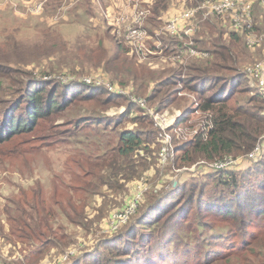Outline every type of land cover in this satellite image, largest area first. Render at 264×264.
Wrapping results in <instances>:
<instances>
[{
  "label": "trees",
  "instance_id": "obj_1",
  "mask_svg": "<svg viewBox=\"0 0 264 264\" xmlns=\"http://www.w3.org/2000/svg\"><path fill=\"white\" fill-rule=\"evenodd\" d=\"M176 1L151 0L149 12L160 20L173 17L177 10L174 6L179 5ZM203 1L186 2L188 7H196ZM259 3L257 12L254 8L257 31L260 28L258 23L263 21L260 13H264L261 0ZM199 25L202 38L195 42V47L207 50L208 57L180 65L169 75L157 78V86L147 97V101L158 103L156 108L159 111L174 105L182 108V122H187L185 127H194L188 125V120L195 111L200 113V122L208 118L212 123L206 135L204 126H201L188 141L175 139L177 167L191 165L199 159L211 162L225 156H245L264 133V101L243 69L245 57L259 52L264 54V49L258 47L253 51L248 48L245 35L228 28L219 16L208 15L201 19L197 28ZM167 33L170 36L164 42L171 43L169 47H172V50L167 47V53L184 46V39ZM107 42L110 46L108 56L101 65L107 66L121 85L124 76L141 80L135 69L118 70L124 66L116 63L122 50L120 45L124 43L116 36ZM7 55L6 49L0 45V58ZM41 56L47 58L43 60V70L39 74L35 69L0 62V145L18 141L14 150L19 151L24 134L37 131L39 125L46 123L52 129L48 132L56 131L61 138L60 143L78 146L75 148L83 143L97 146L99 153L87 157L96 160L95 166L100 170L85 188L91 190L93 187L95 194L110 192L105 199L101 197L99 206L93 205L98 208L93 218L86 212L74 221V224L88 228L105 216L104 207L111 193L122 192L125 198L130 184L155 167L154 153L157 150L158 155L160 144L157 129L141 104L118 91H109L104 86L90 85L83 80L63 83L46 79V74L56 71L52 69L62 70L71 65L69 67L75 71L79 63L77 58L73 60L51 53ZM177 82L182 87V94L185 92L196 97L197 107L181 105L185 98L179 95ZM134 91L146 95L147 86L135 83ZM123 105L125 110L122 113H109L113 107ZM128 121L134 126H127ZM151 144L155 147L151 148ZM249 166L247 169L234 166L210 170L206 174H192L194 176L189 175L170 189L156 185L144 192L145 199L137 214L130 215L126 223L109 231L113 234L101 237L89 251L68 264H166L168 261L186 264L198 257L202 264H263L264 147ZM72 177L75 181L80 176ZM67 200L68 207L76 210V205L69 198ZM14 201L18 204L17 200ZM34 202L33 199L29 203V211L22 210L24 214H30L35 226L32 231L30 225L24 224L29 235L38 240L45 237L34 247L41 248V253L48 252L45 246L64 250L72 243L69 241L63 248L58 246L59 236L67 233L64 221H73L68 216L67 206L60 202L57 209H38ZM4 238L10 239V234ZM252 246L255 253L249 258L239 254Z\"/></svg>",
  "mask_w": 264,
  "mask_h": 264
},
{
  "label": "rangeland",
  "instance_id": "obj_2",
  "mask_svg": "<svg viewBox=\"0 0 264 264\" xmlns=\"http://www.w3.org/2000/svg\"><path fill=\"white\" fill-rule=\"evenodd\" d=\"M186 1H176L179 5L176 4L174 7L179 14L188 7ZM263 1L261 0V3ZM252 2L253 12L254 8L257 12L260 8L259 0H252ZM150 4L151 0H0V45L8 53L6 57L0 58V62L18 68L35 69V72L39 74L43 70V60L47 58V56H41L43 54L51 53L73 60L77 58L79 63L75 71L68 64L69 66L65 65L66 67L62 70L52 69L56 71L46 74L45 77L48 76L46 79H56L63 83H70L75 79L79 81H85L86 78L101 79L100 86L104 87L110 83L119 93L141 104L140 107L145 113L152 117L153 126L157 129V139L160 141L158 155L157 150L154 153L155 167L130 184L125 198L122 197V192L116 195L111 193L104 207L105 216L88 228L74 224V221L79 219L81 213L86 212L90 218H93L98 209L93 205L99 206L101 199H105L110 192L95 194L93 187H90L91 190L85 188L94 180L93 175L98 174L100 170L95 166L96 160H89L87 157L95 152L96 155L99 153L97 146L83 143L79 148H75L78 146L60 143L61 138L56 135V131L48 132L52 129L46 123L39 125L37 131L24 134L20 140L22 146H18L19 151L14 150L15 146L19 145L18 141L0 145V264L71 263L74 258L89 251L98 239L113 234L109 231L113 230L120 212L134 202L136 195L142 192V188L152 190L156 185L158 188L163 185L165 189H170L178 182L189 178V175L191 177L194 176L192 174L210 173V169L205 168L202 163L205 161L210 164L213 161L199 159L191 165L175 166L177 158L175 139L179 142L188 141L197 134L195 129L199 130L202 122L205 123V119L208 118L200 122V113L195 111L188 120V125L194 127H185L187 122H182V108L174 105L159 111L156 108L158 105L156 101H147L150 91L159 82L157 78L163 77L164 74L169 75L173 68L180 65L208 57L207 50L195 47L197 44L195 42L202 38L200 35L202 29L199 25V28L191 35L179 38L184 39V46H179L169 54L166 49L171 43L168 45L164 42V39L170 36L166 29L169 18L160 20L151 16ZM202 4L195 7L198 9L195 21L197 26L201 19L207 18L205 11L199 9ZM260 14L264 23V13ZM219 18L228 28L232 27L228 16ZM262 23H258L260 26L258 32L264 29ZM133 29L142 30V33L134 36L131 33ZM114 36L124 43L120 45L122 50L116 61L118 66H124L118 70L135 69L141 80L135 81L132 78L130 80L124 76V84L121 85L120 80L108 70V67L101 65L108 56L107 48H110L107 39ZM192 48L200 54L190 52ZM125 50L128 51L125 52ZM169 50H172V47H169ZM263 60L264 54L261 52L245 57L243 69L246 72L253 62ZM135 83H143L147 86L146 95H139L134 91ZM176 88L180 91L179 95L185 98L181 105L197 107L195 96L185 92L182 94V87L178 82ZM124 110V105L115 106L109 113L115 115ZM164 114L168 115L163 118ZM133 115L136 117L137 113L134 112ZM158 116L162 123H171L164 132L172 139L169 144L171 151H169L168 160H164L161 154L166 137H159L160 129L155 124V117ZM61 121L58 123L61 124ZM179 121L182 123H178ZM126 125L134 126L131 121H128ZM154 147L155 145L151 144V148ZM245 156L231 155L236 160L234 165L236 168L247 169L251 161ZM88 171L89 173L86 174ZM74 175L80 177L74 181L72 177ZM68 198L76 205V210L68 207ZM33 199L38 209L40 207L57 209L60 202H64L67 206L68 216L73 221H64L67 233L59 236L58 246L63 248L69 241L72 243L64 250L45 246L44 249L48 252L41 253V248L34 247V244L42 243L45 237L38 240L29 235V230L24 224L30 225L32 231L35 226L30 214H24L22 211L24 209L29 211V203ZM144 199L142 198V201ZM14 200H17L18 204H15ZM142 201L137 204L134 215L139 212ZM39 202H41L40 205ZM56 202L59 205L56 206ZM14 221L16 224H13ZM8 234L10 239L4 238ZM254 249L255 247L252 246L239 254L244 257L248 255L249 258L255 253ZM166 264L171 262L168 261ZM186 264H202V260L198 257Z\"/></svg>",
  "mask_w": 264,
  "mask_h": 264
},
{
  "label": "built area",
  "instance_id": "obj_3",
  "mask_svg": "<svg viewBox=\"0 0 264 264\" xmlns=\"http://www.w3.org/2000/svg\"><path fill=\"white\" fill-rule=\"evenodd\" d=\"M202 3L199 9L204 10L206 16L208 15H215L219 17L228 16L229 19L231 20L232 28L236 32H240L245 35V41L248 48L252 49L253 51H255L258 47H262L264 49V33L260 34L255 28L252 0H205ZM262 4L264 5V1L262 2ZM197 12H198L197 8L187 7V9L184 12L180 13L179 15L170 17L167 20V26H166L167 31L171 35H176L179 38H183L184 36L191 35L197 30V24L195 22V19H197ZM131 33L134 36H138L142 33V30L133 29ZM190 52L192 53L197 52L198 54H200L198 51H196L193 48L190 49ZM246 74L253 81L257 92L264 101V60L253 62L252 65L246 69ZM84 80L87 84L90 85L101 84V79L96 80L92 78H86ZM105 86L109 91H114V92L118 91L110 83H108ZM140 102L143 103V101ZM167 115L168 114H164L162 117L164 118ZM155 120H156L155 124L158 126V129H160L159 137L161 138L166 137V141L162 147L163 151L161 154L164 160H168L170 157L169 151H171L169 144H170V140L172 139H170L169 136L165 135L164 132H166L165 130L171 125V123L168 122L162 123L161 118L159 116L155 117ZM201 125L204 126L203 130L206 135V132L212 126L210 119H205V123L202 122ZM195 130L198 133L199 130L198 129ZM263 147H264V133L261 136V138H259L255 146L252 148V150L247 153V155L245 156L246 159L249 161L256 160L262 153ZM202 165H204L205 168L210 170L229 169L231 167H234V165H236V160H234L231 156H226L220 158L217 161H213V163L210 164L203 161ZM147 190L148 189L142 188V192H140L138 196L136 195L134 202L130 203V205L124 211L120 212L118 216V221L113 226V230H116L118 227H120L122 224L128 221L130 215H132L136 211L137 204L140 201H142L144 192H146Z\"/></svg>",
  "mask_w": 264,
  "mask_h": 264
},
{
  "label": "crops",
  "instance_id": "obj_4",
  "mask_svg": "<svg viewBox=\"0 0 264 264\" xmlns=\"http://www.w3.org/2000/svg\"><path fill=\"white\" fill-rule=\"evenodd\" d=\"M179 14V12L176 10V12H175V14L174 15H178ZM164 18H170V17H164ZM173 36V35H172Z\"/></svg>",
  "mask_w": 264,
  "mask_h": 264
}]
</instances>
